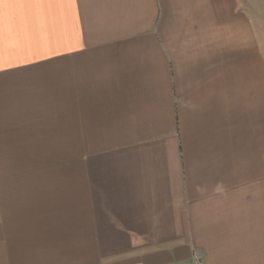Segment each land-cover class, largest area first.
I'll use <instances>...</instances> for the list:
<instances>
[{"label":"crops","instance_id":"obj_1","mask_svg":"<svg viewBox=\"0 0 264 264\" xmlns=\"http://www.w3.org/2000/svg\"><path fill=\"white\" fill-rule=\"evenodd\" d=\"M264 264V48L244 0H0V264Z\"/></svg>","mask_w":264,"mask_h":264},{"label":"rangeland","instance_id":"obj_2","mask_svg":"<svg viewBox=\"0 0 264 264\" xmlns=\"http://www.w3.org/2000/svg\"><path fill=\"white\" fill-rule=\"evenodd\" d=\"M246 5L253 8L260 19L262 47L264 48V0H244Z\"/></svg>","mask_w":264,"mask_h":264},{"label":"built area","instance_id":"obj_3","mask_svg":"<svg viewBox=\"0 0 264 264\" xmlns=\"http://www.w3.org/2000/svg\"><path fill=\"white\" fill-rule=\"evenodd\" d=\"M195 259H196L197 264H202L203 263L202 262V255H201V253H197L195 255Z\"/></svg>","mask_w":264,"mask_h":264}]
</instances>
